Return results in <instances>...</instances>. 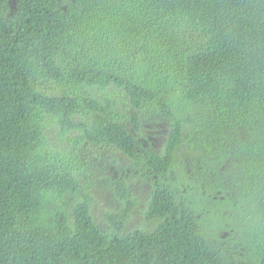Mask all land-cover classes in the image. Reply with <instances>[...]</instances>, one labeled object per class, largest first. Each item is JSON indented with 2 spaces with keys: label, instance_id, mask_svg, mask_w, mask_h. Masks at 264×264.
Here are the masks:
<instances>
[{
  "label": "trees",
  "instance_id": "obj_1",
  "mask_svg": "<svg viewBox=\"0 0 264 264\" xmlns=\"http://www.w3.org/2000/svg\"><path fill=\"white\" fill-rule=\"evenodd\" d=\"M17 4L0 0V264H264V0ZM54 124L152 182L146 226L124 232L118 180L93 217Z\"/></svg>",
  "mask_w": 264,
  "mask_h": 264
},
{
  "label": "rangeland",
  "instance_id": "obj_2",
  "mask_svg": "<svg viewBox=\"0 0 264 264\" xmlns=\"http://www.w3.org/2000/svg\"><path fill=\"white\" fill-rule=\"evenodd\" d=\"M159 127L152 128L155 132L153 142L155 148H164L166 136L162 134L165 129L164 122H159ZM83 133L82 129H71L63 133L58 124L49 126L47 134L54 149L64 155L66 167L79 172L78 182L81 185L80 191L76 193L77 198L87 195L90 197V212L97 221H101L102 212L118 208L121 199L113 186L115 181L124 182L125 188L130 191L132 199L135 201L133 213L126 223L124 232L135 225L146 226L143 219V209L148 199L150 181H145L131 165V159L115 148L94 147L88 148L77 145V139ZM112 162H115L114 164ZM125 168V169H123ZM126 168H129L128 172ZM116 174V175H115ZM72 197L66 193L58 202L71 203ZM143 203V205H142ZM142 205V206H141ZM149 224L147 226H151Z\"/></svg>",
  "mask_w": 264,
  "mask_h": 264
},
{
  "label": "flooded vegetation",
  "instance_id": "obj_3",
  "mask_svg": "<svg viewBox=\"0 0 264 264\" xmlns=\"http://www.w3.org/2000/svg\"><path fill=\"white\" fill-rule=\"evenodd\" d=\"M17 1L18 0H6V5H7V11H6V18H15L17 16V12L18 10L20 9L18 7V4H17ZM58 7L62 10H65L66 9V6L65 4H61V0H58ZM145 131H148L150 135H148V138L151 140V143H152V150H157V148H155L156 144L153 142V135L152 133H155L153 131H149L147 128L145 129ZM138 134V133H137ZM147 135V134H146ZM138 140H141L143 142V145L147 146L148 144V140L144 139L142 136L138 137ZM126 170L129 172L130 169L129 168H126ZM116 175V174H115ZM156 177V175H155ZM127 230H130L127 229Z\"/></svg>",
  "mask_w": 264,
  "mask_h": 264
}]
</instances>
